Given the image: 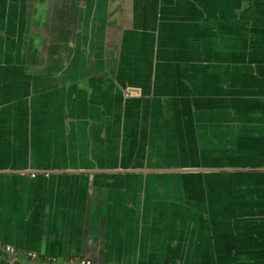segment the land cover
<instances>
[{
  "label": "crops",
  "instance_id": "0c3cea01",
  "mask_svg": "<svg viewBox=\"0 0 264 264\" xmlns=\"http://www.w3.org/2000/svg\"><path fill=\"white\" fill-rule=\"evenodd\" d=\"M0 241L264 264V0H0Z\"/></svg>",
  "mask_w": 264,
  "mask_h": 264
},
{
  "label": "flooded vegetation",
  "instance_id": "af4514ba",
  "mask_svg": "<svg viewBox=\"0 0 264 264\" xmlns=\"http://www.w3.org/2000/svg\"><path fill=\"white\" fill-rule=\"evenodd\" d=\"M189 170H191V169H189ZM204 171H207V170H204ZM193 172L195 173L197 171L193 170ZM46 176H48V174ZM31 177H33V178L36 177V173L33 172L31 174ZM0 251L1 252L5 251L8 255H13L15 250L11 246L6 245L2 241H0ZM27 259H28V261H30V260L33 261V263H37V261H39L38 255L34 252H28L27 253ZM84 260H88V259H75V260H73V264H82V261H84ZM50 261L55 262V261H57V259H52Z\"/></svg>",
  "mask_w": 264,
  "mask_h": 264
},
{
  "label": "built area",
  "instance_id": "2783aa9c",
  "mask_svg": "<svg viewBox=\"0 0 264 264\" xmlns=\"http://www.w3.org/2000/svg\"><path fill=\"white\" fill-rule=\"evenodd\" d=\"M82 264H92V262L90 260H84L82 261Z\"/></svg>",
  "mask_w": 264,
  "mask_h": 264
}]
</instances>
